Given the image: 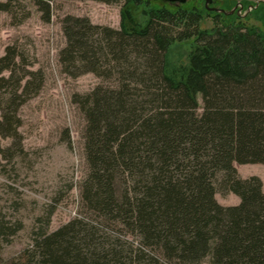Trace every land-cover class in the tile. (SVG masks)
<instances>
[{
    "label": "trees",
    "instance_id": "1",
    "mask_svg": "<svg viewBox=\"0 0 264 264\" xmlns=\"http://www.w3.org/2000/svg\"><path fill=\"white\" fill-rule=\"evenodd\" d=\"M35 1L50 23L53 0ZM76 1L121 5L119 29L61 21L63 72L114 81L80 104L89 166L82 198L140 246L91 241L92 226L76 219L8 264H264L263 182L235 167L264 165V4L251 17L183 0ZM11 11L0 3V13ZM24 64L12 46L0 57V138L16 142L19 109L44 84L43 72ZM218 192L240 203L223 206Z\"/></svg>",
    "mask_w": 264,
    "mask_h": 264
},
{
    "label": "rangeland",
    "instance_id": "2",
    "mask_svg": "<svg viewBox=\"0 0 264 264\" xmlns=\"http://www.w3.org/2000/svg\"><path fill=\"white\" fill-rule=\"evenodd\" d=\"M151 1L169 6L166 1ZM6 2L12 11L0 13V57L7 47H14L27 70L43 72L44 84L19 109V140L0 138V264L10 263L32 249L43 235H50L76 219L92 226L88 229L93 234L91 241L121 242L128 252L139 247L136 236L87 208L82 198V183L89 166L85 154L87 121L80 104L95 88L112 86L114 81L91 73L72 78L63 72L59 62V54L67 44L61 23L65 16L88 17L94 24L119 29L121 5L53 0L51 21L46 23L35 0H0ZM262 3L264 0H212L207 8L205 0H183L181 5L227 12L235 5L233 10L247 15L249 7ZM205 26L211 27V21ZM185 49L181 48L179 53ZM199 104L201 112V97ZM235 167L243 179L260 178L264 190L263 164ZM216 200L223 206L240 203L236 195L219 192ZM202 264H211V258L207 257Z\"/></svg>",
    "mask_w": 264,
    "mask_h": 264
},
{
    "label": "water",
    "instance_id": "3",
    "mask_svg": "<svg viewBox=\"0 0 264 264\" xmlns=\"http://www.w3.org/2000/svg\"><path fill=\"white\" fill-rule=\"evenodd\" d=\"M155 1H161V0H155ZM162 1L172 2V1H181V0H162ZM205 3H206V7L209 8V5L212 4V0H205ZM257 7H258V5H257V6H251V7H249V11H251L252 9L257 8ZM211 10L214 11V12L224 13V14H227V15H229V14H233L234 11H235V9H234V10H232L231 12H227V11H225V10H222V9H216V8H213V9H211ZM249 11H248V12H249Z\"/></svg>",
    "mask_w": 264,
    "mask_h": 264
}]
</instances>
